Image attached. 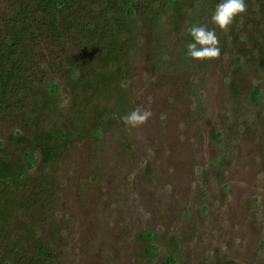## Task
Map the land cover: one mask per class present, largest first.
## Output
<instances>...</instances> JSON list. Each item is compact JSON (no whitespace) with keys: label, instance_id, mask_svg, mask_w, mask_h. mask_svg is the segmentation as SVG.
I'll return each instance as SVG.
<instances>
[{"label":"rangeland","instance_id":"374dc122","mask_svg":"<svg viewBox=\"0 0 264 264\" xmlns=\"http://www.w3.org/2000/svg\"><path fill=\"white\" fill-rule=\"evenodd\" d=\"M254 13L252 24L237 21L245 36L234 32L227 50L204 59L196 47L197 58H186L168 28L142 31L124 105L98 97L101 112L88 107L81 137L34 167L49 175L47 224L61 229L50 236L60 264H163L167 256L176 264H264V72L246 54L261 40L264 15ZM237 53L246 63L239 69ZM254 84L259 105L249 99ZM256 107L261 115L249 123L245 113ZM15 126L0 123V139ZM147 244L157 253L147 254Z\"/></svg>","mask_w":264,"mask_h":264},{"label":"trees","instance_id":"16d2710c","mask_svg":"<svg viewBox=\"0 0 264 264\" xmlns=\"http://www.w3.org/2000/svg\"><path fill=\"white\" fill-rule=\"evenodd\" d=\"M0 7V123L16 124L0 139V264H60L50 236L61 229L47 224L49 175L34 167L57 160L81 137L87 110L101 112L98 97L114 109L124 105V75L142 31L168 28L182 38L186 58H197L191 53L199 48L204 59L227 50L234 32L246 35L237 21L252 24L255 8L264 15V0H0ZM259 35L246 54L264 72ZM234 58L236 69L246 64L239 53ZM248 94L252 105L262 98L255 84ZM254 110L245 113L249 123L261 115V107ZM146 253L157 247L147 244ZM163 264L176 260L167 256Z\"/></svg>","mask_w":264,"mask_h":264}]
</instances>
